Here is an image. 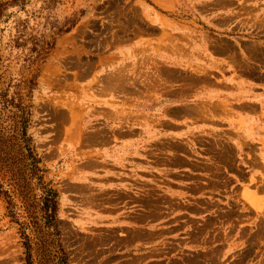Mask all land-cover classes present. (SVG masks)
Wrapping results in <instances>:
<instances>
[{
	"label": "rangeland",
	"instance_id": "1",
	"mask_svg": "<svg viewBox=\"0 0 264 264\" xmlns=\"http://www.w3.org/2000/svg\"><path fill=\"white\" fill-rule=\"evenodd\" d=\"M13 3L0 0V264H27V239L33 264H48L44 242L68 264H264V134H121L177 83L228 67L264 86V0ZM137 33L132 62L117 50Z\"/></svg>",
	"mask_w": 264,
	"mask_h": 264
},
{
	"label": "crops",
	"instance_id": "2",
	"mask_svg": "<svg viewBox=\"0 0 264 264\" xmlns=\"http://www.w3.org/2000/svg\"><path fill=\"white\" fill-rule=\"evenodd\" d=\"M222 13L224 11L210 14ZM158 38L151 39V42H157ZM148 39L137 33L117 50L118 54L133 62L136 51ZM157 58H175L180 62L179 57L171 53L165 55L162 52ZM225 71L224 79H209L206 85L200 84L190 91L183 90L177 83L170 89L171 94L142 104L143 108L150 107L151 110H140L141 124L125 129L121 134H264V86L248 83L234 68L227 67ZM148 114L156 117L148 120ZM144 118L148 121H143ZM121 148L126 149V146Z\"/></svg>",
	"mask_w": 264,
	"mask_h": 264
},
{
	"label": "trees",
	"instance_id": "3",
	"mask_svg": "<svg viewBox=\"0 0 264 264\" xmlns=\"http://www.w3.org/2000/svg\"><path fill=\"white\" fill-rule=\"evenodd\" d=\"M16 4H18V0H14V3H13V5H16ZM2 9H3V6H1L0 5V16H1V13H2ZM29 159H31L32 160V163H31V165H32V170H33V173H34V175H37V173L40 171L39 170V168H38V164H39V161L36 159V158H34V156L32 155V153L29 155ZM2 194H6L7 195V193L6 192H3L2 191V186H0V196L2 195ZM45 197H44V204H45V207H46V210H48L49 211V209L51 208V205H52V207H54V208H52L54 211H56V205H57V203H56V200H55V198H56V194H54L52 191H50V190H47L46 192H45ZM47 226H49V227H51L50 226V223L49 224H47ZM47 243H48V240L46 241ZM50 244L52 245V246H55V242L54 241H52V242H50ZM51 245H49V247L51 246ZM25 246H26V249H27V251H28V255H27V264H33L34 262L32 261V255H31V250H32V247H31V244H30V241L27 239V242L25 243ZM58 248V247H57ZM59 248H60V246H59ZM43 249H45L46 251H44L43 253H44V259H46L47 258V263L48 264H68V258H67V255H66V253H65V251L63 250V249H59V251H58V253H57V251H55V254H53L51 251H50V248H48V247H46V244H45V242H44V247H43ZM57 261V262H56Z\"/></svg>",
	"mask_w": 264,
	"mask_h": 264
}]
</instances>
